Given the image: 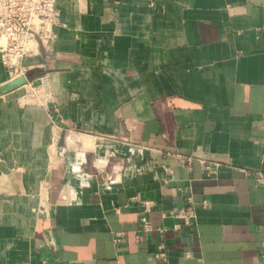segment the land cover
<instances>
[{
    "label": "crops",
    "instance_id": "obj_1",
    "mask_svg": "<svg viewBox=\"0 0 264 264\" xmlns=\"http://www.w3.org/2000/svg\"><path fill=\"white\" fill-rule=\"evenodd\" d=\"M57 11L0 52V264H264V0Z\"/></svg>",
    "mask_w": 264,
    "mask_h": 264
},
{
    "label": "built area",
    "instance_id": "obj_2",
    "mask_svg": "<svg viewBox=\"0 0 264 264\" xmlns=\"http://www.w3.org/2000/svg\"><path fill=\"white\" fill-rule=\"evenodd\" d=\"M57 1L0 0V42H6L5 45H0V52L4 64L12 67L15 74L19 73L21 60L33 53L34 42L45 43L54 38L55 27L58 25ZM263 181L262 178L260 182ZM144 206L142 228L144 232H149L152 227L147 214L151 205L145 202ZM175 217L190 225L196 214L191 206L188 209H181ZM159 257L163 255L159 254Z\"/></svg>",
    "mask_w": 264,
    "mask_h": 264
},
{
    "label": "water",
    "instance_id": "obj_3",
    "mask_svg": "<svg viewBox=\"0 0 264 264\" xmlns=\"http://www.w3.org/2000/svg\"><path fill=\"white\" fill-rule=\"evenodd\" d=\"M20 85V84H19Z\"/></svg>",
    "mask_w": 264,
    "mask_h": 264
}]
</instances>
